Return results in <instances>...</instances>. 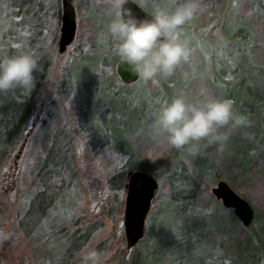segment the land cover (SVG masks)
I'll use <instances>...</instances> for the list:
<instances>
[{
    "label": "trees",
    "instance_id": "obj_1",
    "mask_svg": "<svg viewBox=\"0 0 264 264\" xmlns=\"http://www.w3.org/2000/svg\"><path fill=\"white\" fill-rule=\"evenodd\" d=\"M46 1L0 0V55L13 54L19 31L26 29L30 34L27 49L35 54L41 68L35 74L36 83L30 91L16 89L0 94V156L5 159L27 130L52 67L50 55L42 45L47 30V27L44 28L45 19L51 13L49 1ZM167 2L170 4V0ZM74 4L79 17L77 39L73 42L75 53L69 65L63 68L60 88L66 91L73 88V66L79 60L96 65L95 70L102 74V80L111 78L113 83L115 79H121L116 67L121 59L114 51V42L105 35V26L113 18L109 14V5L106 1L94 0H74ZM53 9L52 14L59 18L60 8L56 9L55 5ZM182 38L189 42V60L170 77H158L148 82L139 79L135 85L142 84L149 96L161 103L180 93L199 99L204 90L217 98L230 99L234 111L246 116L247 123L231 134L223 153L217 151L219 145L209 146L206 142H201L196 152L188 147L179 150L171 147L165 134L156 129L152 120L147 131L132 141L133 150L118 152L136 161V170L146 171L158 181L162 179L153 199V208L170 200L172 203H185V209L203 214L207 226L211 225L206 228L207 232L216 238L214 249L221 252L218 259L224 260V264H264V0H201L200 11L185 25ZM104 66L110 70L107 71ZM122 85L132 84L123 82ZM106 87L100 91L108 94ZM79 116L84 119V125V111H77L75 119ZM47 129L48 125L43 121L33 140L36 150L33 152L31 146L26 153L33 160L31 169L27 166L33 174L30 179L28 175L24 176V189L38 191L37 210L40 207L48 213L49 206L57 207L55 204L59 202L62 212L69 217L74 203L69 201L72 189L64 181L58 193L48 181L60 178L66 171L69 173L71 159L67 154H70V143L66 145L61 141L65 137L62 132L58 133L63 135L60 141L57 135H54L55 138L50 134L47 136ZM84 131L87 137L93 138L92 133ZM171 169L177 172L169 177ZM181 173L183 177H179ZM221 180L227 181L253 206L255 218L250 225L245 226L234 210L225 207L213 194V185ZM180 187L182 193L176 191ZM74 188V195L81 191L75 185ZM48 189L52 191L49 194ZM216 215L224 221V229L218 228L219 231L213 229ZM51 216L49 214L44 222L46 231L43 232L47 235H53L58 227V224L49 222ZM77 221L81 224L80 220ZM36 225L34 228L39 232ZM59 230L66 242L65 251L67 247L83 251L90 236L85 232L84 225L76 230H66L64 225H60ZM42 236L39 233L34 236L37 242L32 247L37 252L49 237L43 239ZM123 239L124 236L121 241ZM109 240L107 238L97 246V251L102 253L103 264H137V246L131 252L125 248L124 241L116 252L104 259V253L112 248ZM68 263L61 261L58 264Z\"/></svg>",
    "mask_w": 264,
    "mask_h": 264
},
{
    "label": "rangeland",
    "instance_id": "obj_2",
    "mask_svg": "<svg viewBox=\"0 0 264 264\" xmlns=\"http://www.w3.org/2000/svg\"><path fill=\"white\" fill-rule=\"evenodd\" d=\"M47 1L51 13L45 19L44 28L47 27V30L44 32L42 45L50 55V74L45 80L43 92L28 122L27 130L22 133L19 142L6 159L0 156V230L7 236V239L0 241V264H58L61 261L81 264L82 250H69L67 247L68 251H65L63 233L58 232L60 225H64L66 230H76L84 225L85 232L90 233L84 249L97 250L101 241L110 238L112 248L104 253V259L116 252L123 243L127 248L123 222L124 200L129 172L136 171L137 164L118 151L133 150L132 141L147 131L149 123L151 120L154 122L163 104L155 97L151 98L142 84L135 85L139 80L130 86L122 85L123 81L118 78L113 83L111 78L102 80V74L95 70L97 66L83 60L73 66L75 77L71 82L72 91L61 89L59 83L63 68L72 61L76 46L73 43L64 53L57 49L61 17L56 18L52 13L56 5L61 14L62 0ZM136 3L151 13L160 7H171L167 0H136ZM78 19L79 17L77 21ZM74 38L77 39V35ZM105 69L110 70L108 67ZM104 86H107L108 94L100 91ZM77 111H84V125L81 116L80 120L75 119ZM43 121L48 125L45 131L47 136L57 135L60 141L65 133L61 141L66 145L70 143V154H67L71 159L68 167L70 174L66 171L60 178L55 177L48 181L58 193L64 181L72 189L69 201L73 200L74 203L69 217L62 212L59 202L55 204L57 207L49 206L48 213L40 207L37 210L38 191L24 189V176L28 175L30 179L33 174L27 168L28 166L31 169L33 160L26 153L31 146L33 152L36 150L33 140ZM85 129L92 133L93 138L86 136ZM60 132L63 135H59ZM173 172L177 171L171 169L169 177ZM180 175L179 177H183V173ZM159 181L160 187L162 179ZM74 185L81 190L75 195ZM176 191L182 193L183 189L180 187ZM49 192H52L51 189H48L47 193ZM57 197L55 195V200ZM153 207L154 205L145 220L146 232L141 242L136 245L137 250L136 246L127 248L131 252L137 251V264H224V260L218 259L221 252L214 249L216 238L207 232L206 228L211 225L207 226L202 213L185 209V203H172L170 200L156 209ZM49 214L52 215L49 222L58 224V227L55 229L56 234L49 233L48 237L43 231ZM214 218L213 229L219 231L218 228L224 227V221L219 215ZM77 220H82L83 223L80 224ZM66 221L69 222L64 223ZM35 223L38 224L36 227L39 232L34 228ZM36 233L43 234V239L48 237L38 252L32 247L37 242L34 239ZM122 236L124 239L121 241Z\"/></svg>",
    "mask_w": 264,
    "mask_h": 264
},
{
    "label": "clouds",
    "instance_id": "obj_3",
    "mask_svg": "<svg viewBox=\"0 0 264 264\" xmlns=\"http://www.w3.org/2000/svg\"><path fill=\"white\" fill-rule=\"evenodd\" d=\"M128 2L106 0L113 18L105 26V35L114 42L116 55L143 82L172 76L191 55L189 42L182 37L184 26L199 13L201 0H170V8L160 7L145 19L126 9ZM29 35L26 29L20 30L16 51L0 55V94L30 91L35 86V74L41 68L35 54L27 49ZM154 123L171 147L196 152L199 144L206 142L219 145L217 151L223 153L231 134L247 123V117L234 111L230 99L202 90L199 99L180 93L164 102ZM4 239L7 236L0 230V241ZM101 257L94 248L84 249L81 264H102Z\"/></svg>",
    "mask_w": 264,
    "mask_h": 264
},
{
    "label": "water",
    "instance_id": "obj_4",
    "mask_svg": "<svg viewBox=\"0 0 264 264\" xmlns=\"http://www.w3.org/2000/svg\"><path fill=\"white\" fill-rule=\"evenodd\" d=\"M62 21L61 34L58 41V50L60 53L66 52L68 47L74 42L77 32V9L74 0H62ZM130 9L132 14L138 19L150 18L153 13L144 10L133 0L124 5ZM117 73L123 82L131 84L139 80V77L133 75L127 64L120 60L117 64ZM230 184L225 181H219L212 188L215 197L221 203L234 210L241 222L248 226L255 218V211L250 202L243 196H240ZM159 187V182L155 177L141 170L129 172V181L126 184V200L124 211V232L126 237V247L131 249L135 247L144 237L146 225L145 220L152 206V201Z\"/></svg>",
    "mask_w": 264,
    "mask_h": 264
},
{
    "label": "flooded vegetation",
    "instance_id": "obj_5",
    "mask_svg": "<svg viewBox=\"0 0 264 264\" xmlns=\"http://www.w3.org/2000/svg\"><path fill=\"white\" fill-rule=\"evenodd\" d=\"M61 16H62V13H61ZM61 16H60V17H61ZM61 21H62V17H61ZM60 34H61V32H60Z\"/></svg>",
    "mask_w": 264,
    "mask_h": 264
}]
</instances>
